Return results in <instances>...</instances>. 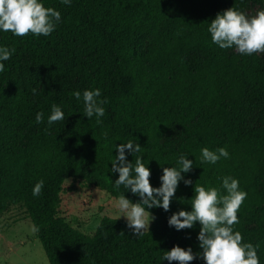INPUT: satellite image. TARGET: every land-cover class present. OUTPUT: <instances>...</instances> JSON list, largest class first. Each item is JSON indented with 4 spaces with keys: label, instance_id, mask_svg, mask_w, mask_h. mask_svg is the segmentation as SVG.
<instances>
[{
    "label": "trees",
    "instance_id": "16d2710c",
    "mask_svg": "<svg viewBox=\"0 0 264 264\" xmlns=\"http://www.w3.org/2000/svg\"><path fill=\"white\" fill-rule=\"evenodd\" d=\"M262 0H44L60 11L48 36L0 32V44L15 48L0 72V215L13 204L25 207L49 264H179L162 261L179 245L202 252L200 224L176 230L169 216L191 210L194 185L219 187L238 178L247 196L234 224L244 241L259 244L264 264V52L233 54L211 41L208 23L232 6L244 11ZM146 47H145V43ZM123 81H127L125 87ZM36 92H33V89ZM100 88L105 114L83 115L75 90ZM65 119L47 124L51 105ZM44 121L37 123V112ZM178 127L180 138L168 137ZM107 132V136L104 133ZM136 141L158 187L163 167L179 153L193 160L183 173L168 211L150 209L155 219L134 235L123 218L104 216L86 234L58 216L66 178L84 180L112 196L140 199L112 172L114 145ZM226 146L230 156L201 162L202 147ZM44 180L39 196L34 184ZM183 198V201L180 199ZM187 264H206L197 257Z\"/></svg>",
    "mask_w": 264,
    "mask_h": 264
},
{
    "label": "clouds",
    "instance_id": "9594fccd",
    "mask_svg": "<svg viewBox=\"0 0 264 264\" xmlns=\"http://www.w3.org/2000/svg\"><path fill=\"white\" fill-rule=\"evenodd\" d=\"M65 5H71L72 0H61ZM61 21V13L53 7H46L44 0H0V32L10 31L15 36H24L31 32L33 35H50ZM207 31L211 41L221 49L233 48L244 55L264 52V9L249 16L245 11L234 6L218 12L209 23ZM15 48L0 44V72L5 70V61L9 60ZM36 92V89H33ZM73 96L83 100V115L88 119L96 117L97 123L105 114L107 97H101L100 88L75 90ZM65 113L57 103L51 105L47 124L64 120ZM35 121H44V113L37 112ZM107 136V132L104 133ZM113 147L117 155L111 160V171L118 173L114 181L116 186L124 185L127 191L140 197L135 203L124 194L115 200V207L127 219L128 227L134 235H141L148 230L150 222L155 219L150 209L162 207L168 211L175 197L179 182L192 184L190 178L183 173L192 170L193 160L188 154H178L175 164L163 167L160 176L161 184L153 187L150 184V168L144 163L141 155H137L135 163L126 159L128 153H139L141 146L133 140H128ZM201 162L216 164L221 158H228L230 153L226 146L210 149H200ZM44 180L37 181L32 188V195L39 196L44 187ZM194 195L191 197V210L180 209L168 218V224L176 230L193 228L198 221L200 230L197 234L199 247L202 252L194 253L191 246L179 245L165 251L163 260L178 261L187 264L197 257H202L206 264H260L258 249L260 245L244 241L242 234L234 230L233 225L239 223L238 209L247 196L241 189L238 178L225 175L221 178L219 187L204 184L194 185ZM183 201V198H180ZM38 231V226L33 225Z\"/></svg>",
    "mask_w": 264,
    "mask_h": 264
},
{
    "label": "rangeland",
    "instance_id": "374dc122",
    "mask_svg": "<svg viewBox=\"0 0 264 264\" xmlns=\"http://www.w3.org/2000/svg\"><path fill=\"white\" fill-rule=\"evenodd\" d=\"M261 9H264V0L249 4L244 11L251 16ZM228 53L240 54L235 47ZM262 53L258 52L259 55ZM126 85L127 81H123L122 86ZM180 135L179 128L175 127L167 136L178 139ZM116 198L84 180L69 177L64 180L60 191L58 216L91 235L102 217L121 215L115 207ZM119 218L126 219L124 216ZM0 264H49L27 211L21 204L11 205L0 215Z\"/></svg>",
    "mask_w": 264,
    "mask_h": 264
}]
</instances>
